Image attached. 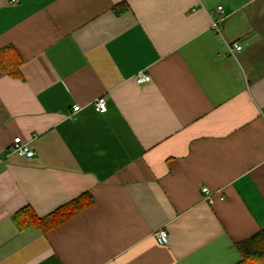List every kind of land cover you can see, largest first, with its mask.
I'll return each instance as SVG.
<instances>
[{
    "label": "crops",
    "instance_id": "1",
    "mask_svg": "<svg viewBox=\"0 0 264 264\" xmlns=\"http://www.w3.org/2000/svg\"><path fill=\"white\" fill-rule=\"evenodd\" d=\"M4 49L21 78L0 73V264L241 262L264 230V0H0ZM85 193L47 233L13 222Z\"/></svg>",
    "mask_w": 264,
    "mask_h": 264
},
{
    "label": "trees",
    "instance_id": "2",
    "mask_svg": "<svg viewBox=\"0 0 264 264\" xmlns=\"http://www.w3.org/2000/svg\"><path fill=\"white\" fill-rule=\"evenodd\" d=\"M114 9L117 15H122L128 11V6L119 4ZM9 50L0 51V73L15 79L21 78L19 71L21 62L15 60ZM93 202L92 195L85 193L44 218H39L30 207H25L13 216V222L19 231L36 228L47 233L73 219L80 212L89 208ZM235 247L242 258L239 264H264V230L258 231L248 239L236 244Z\"/></svg>",
    "mask_w": 264,
    "mask_h": 264
},
{
    "label": "built area",
    "instance_id": "3",
    "mask_svg": "<svg viewBox=\"0 0 264 264\" xmlns=\"http://www.w3.org/2000/svg\"><path fill=\"white\" fill-rule=\"evenodd\" d=\"M225 20V17L223 16V7H218L217 11L215 14L211 15V30L216 34V35H222V24L223 21ZM228 47V53L232 56L235 55L236 52L242 50V46L239 44H233V45H227ZM136 82L139 85L150 83L151 78L149 75L145 74L144 72H140L136 76ZM94 107L97 112L99 113H106L108 108L106 104V98L101 97L98 98L95 103ZM81 110L80 106H74L73 108V113H78ZM13 150L15 153L19 154L20 156H24L27 158H32L35 153L33 150L30 149L28 143L24 142L21 138H16L13 142ZM202 194L204 195L205 201L209 205L215 204V195L213 192H211L208 188H203L202 189ZM221 201H224V197H220ZM157 241L160 245L166 246L169 243L168 239V233L164 230L159 231L157 234Z\"/></svg>",
    "mask_w": 264,
    "mask_h": 264
}]
</instances>
